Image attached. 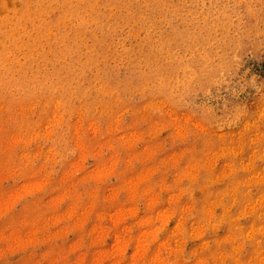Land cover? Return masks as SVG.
Returning a JSON list of instances; mask_svg holds the SVG:
<instances>
[{"label": "rangeland", "instance_id": "1", "mask_svg": "<svg viewBox=\"0 0 264 264\" xmlns=\"http://www.w3.org/2000/svg\"><path fill=\"white\" fill-rule=\"evenodd\" d=\"M263 157L264 0H0V264H264Z\"/></svg>", "mask_w": 264, "mask_h": 264}, {"label": "bare ground", "instance_id": "2", "mask_svg": "<svg viewBox=\"0 0 264 264\" xmlns=\"http://www.w3.org/2000/svg\"><path fill=\"white\" fill-rule=\"evenodd\" d=\"M77 1H78V0H77ZM105 1H106V0H105ZM80 2H81V0H80ZM112 2H113V1H112ZM83 3H84V2H83ZM96 3H97V2H96ZM74 4H75V3H74ZM79 4H80V3H79ZM98 4H99V3H98ZM6 5H7V4H6ZM77 5H78V4H77ZM101 5H102V4H101ZM112 5H113V4H112ZM133 5H134V4H133ZM133 5H132V6H133ZM139 5H141V4H139ZM58 6H59V4H58ZM82 6H83V5H82ZM104 6H105V5H104ZM68 7H69V6H68ZM118 7H119V6H118ZM124 7H125V6H124ZM133 7H134V6H133ZM55 8H56V7H55ZM112 8H114V6H113ZM116 8H117V7H116ZM61 9H62V8H61ZM66 9H68V8H66ZM93 9H94V7H93ZM104 9H105V8H104ZM121 9H122V8H121ZM142 9H143V8H142ZM51 10H52V9H51ZM55 10H56V9H55ZM96 10H97V9H96ZM118 10H119V9H118ZM125 10H126V9H125ZM61 11H62V10H61ZM97 11H98V10H97ZM97 11H96V12H97ZM108 11H109V10H108ZM111 11H112V10H111ZM114 11H115V10H114ZM123 11H124V9H123ZM62 12H63V11H62ZM85 12H87V11H85ZM96 12H95V13H96ZM105 12H106V11H105ZM112 12H113V11H112ZM106 13H107V12H106ZM96 14H97V13H96ZM96 14H95V15H96ZM121 14H123V13H121ZM95 15H94V16H95ZM98 15H99V14H98ZM12 16H13V15H12ZM74 16H75V15H74ZM79 16H80V15H79ZM88 16H89V15H88ZM107 16H108V15H107ZM117 16H118V15H117ZM119 16H120V15H119ZM123 16H124V15H123ZM132 16H133V15H132ZM132 16H131V18H132ZM102 17H103V16H102ZM61 18H62V17H61ZM58 19H59V18H58ZM58 19H57V20H58ZM90 19H91V18H90ZM92 19H94V18H92ZM110 19H111V18H110ZM114 19H115V18H114ZM114 19H113V20H114ZM59 20H60V19H59ZM111 20H112V19H111ZM54 21H55V20H54ZM60 21H62V20H60ZM78 21H79V20H78ZM90 21H91V20H90ZM92 21H93V20H92ZM95 21H96V20H95ZM115 21H116V19H115ZM133 21H134V20H133ZM137 21H138V20H137ZM62 22H63V21H62ZM80 22H81V21H80ZM117 22H118V21H117ZM119 22H120V21H119ZM131 22H132V21H131ZM51 23H52V22H51ZM69 23H70V22H69ZM100 23H102V22H100ZM106 23H107V22H106ZM143 23H144V21H143ZM149 23H150V22H149ZM47 24H49V23H47ZM108 24H109V23H108ZM114 24H115V23H114ZM124 24H125V23H124ZM124 24H123V26H124ZM61 25H63V24H61ZM69 25H70V24H69ZM132 25H133V24H132ZM132 25H131V26H132ZM80 26H81V25H80ZM112 26H114V25H112ZM119 26H121V25H119ZM127 26H128V25H127ZM135 26H136V25H135ZM62 27H63V26H62ZM75 27H76V26H75ZM78 27H79V26H78ZM125 27H126V26H125ZM121 28H122V27H121ZM59 29H60V28H59ZM106 29H107V28H106ZM134 29H135V28H134ZM124 30H125V29H124ZM115 31H116V30H115ZM82 32H84V31H82ZM91 32H92V31H91ZM86 33H87V32H86ZM144 33H145V32H144ZM78 34H79V33H78ZM92 34H94V33H92ZM92 34H91V35H92ZM72 36H73V35H72ZM118 37H119V36H118ZM111 38H113V37H111ZM106 40H107V39H106ZM150 40H151V39H150ZM114 41H115V39H114ZM102 42H104V41H102ZM100 43H101V42H100ZM150 43H151V42H150ZM105 44H106V43H105ZM98 46H99V45H98ZM98 46H97V47H98ZM115 46H116V45H115ZM151 46H152V44H151ZM151 46H150V47H151ZM116 47H117V46H116ZM146 47H147V46H146ZM137 48H138V47H137ZM140 48H141V47H140ZM116 49H117V48H116ZM144 49H145V48H144ZM154 49H155V48H154ZM98 50H102V49H98ZM135 50H136V49H135ZM95 51H96V50H95ZM101 53H102V52H101ZM140 53H141V52H140ZM142 53H143V52H142ZM99 54H100V53H99ZM137 54H138V53H137ZM158 56H159V55H158ZM122 58H123V57H122ZM157 58H158V57H157ZM137 59H138V58H137ZM125 61H126V60H125ZM149 65H150V64H149ZM134 67H135V66H134ZM156 67H157V66H156ZM133 69H134V68H133ZM143 69H144V68H143ZM142 71H143V70H142ZM169 72H170V71H169ZM170 73H171V72H170ZM170 75H171V74H170ZM172 75H173V74H172ZM154 76H155V75H154ZM147 77H148V76H147ZM151 77H152V76H151ZM148 78H149V77H148ZM146 79H147V78H146ZM150 79H151V78H150ZM147 80H148V79H147ZM153 80H154V79H153ZM153 80H152V81H153ZM152 81H151V82H152ZM151 82H150V83H151ZM152 93H153V92H152ZM157 99H158V98H157ZM149 100H150V99H149ZM149 100H148V101H149ZM154 100H155V99H153V101H154ZM253 135H254V133H253ZM258 153H259V152H258ZM256 156H257V155H256ZM259 158H260V157H258V159H259ZM261 158H262V156H261ZM263 158H264V157H263ZM259 160H260V159H259ZM262 160H263V159H262ZM263 162H264V161H263ZM262 164H263V163H262ZM206 179H207V178H205V180H206ZM202 181H203V180H202ZM205 182H206V181H205ZM203 184H204V183H203ZM202 196H204V195H202ZM202 201H203V200H202ZM238 210H239V209H238ZM241 210H242V209H241ZM240 212H241V211H240ZM240 212H239V213H240ZM263 212H264V211H263ZM259 213H260V212H259ZM237 214H238V213H237ZM263 215H264V214H263ZM233 217H234V216H233ZM252 217H253V216H252ZM260 217H262V216H260ZM235 219L237 220V218H235ZM238 219H240V218H238ZM258 219H259V218H258ZM263 219H264V218H263ZM231 220H232V219H231ZM233 221H234V220H233ZM223 222H224V220H223ZM252 222H253V221H252ZM261 222H262V221H261ZM263 225H264V224H263ZM260 227H261V226H260ZM192 228H193V227H192ZM233 228H234V227H233ZM253 228H255V227H253ZM258 229H259V228H257V230H258ZM250 230H251V228H250ZM253 230H254V229H253ZM238 231H239V230H238ZM251 231H252V230H251ZM260 232L263 233L264 230H262V231H260ZM246 233H248V232H246ZM246 233H245V234H246ZM250 235H251V234H250ZM229 236H230V235H229ZM229 236H228V237H229ZM253 236L255 237V234H253ZM228 237H226V238H228ZM260 237H261V236H260ZM258 239H259V238H258ZM257 243H258V242H257ZM254 247H255V246H254ZM232 249H233V248H232ZM256 253H257V252H256ZM249 258H250V257H249ZM249 258H248V259H249ZM263 259H264V258H263ZM247 261H248V260H247ZM249 261H250V260H249Z\"/></svg>", "mask_w": 264, "mask_h": 264}]
</instances>
